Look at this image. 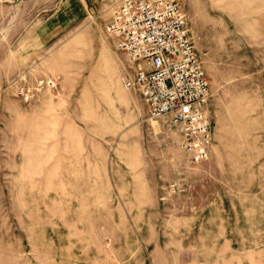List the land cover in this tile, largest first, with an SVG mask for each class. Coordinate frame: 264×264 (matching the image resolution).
<instances>
[{
    "label": "rangeland",
    "instance_id": "obj_1",
    "mask_svg": "<svg viewBox=\"0 0 264 264\" xmlns=\"http://www.w3.org/2000/svg\"><path fill=\"white\" fill-rule=\"evenodd\" d=\"M59 1L0 0V264H264V0H180L211 94L195 165L103 16L38 46Z\"/></svg>",
    "mask_w": 264,
    "mask_h": 264
},
{
    "label": "built area",
    "instance_id": "obj_2",
    "mask_svg": "<svg viewBox=\"0 0 264 264\" xmlns=\"http://www.w3.org/2000/svg\"><path fill=\"white\" fill-rule=\"evenodd\" d=\"M128 63L123 86L138 94L148 118L175 128L189 164L208 160L212 145L209 83L180 0H112L95 21ZM55 79L37 83L54 88Z\"/></svg>",
    "mask_w": 264,
    "mask_h": 264
},
{
    "label": "crops",
    "instance_id": "obj_3",
    "mask_svg": "<svg viewBox=\"0 0 264 264\" xmlns=\"http://www.w3.org/2000/svg\"><path fill=\"white\" fill-rule=\"evenodd\" d=\"M111 1L60 0L54 10L38 22L34 32V41L38 46L43 47L56 34L76 27L87 19L97 18Z\"/></svg>",
    "mask_w": 264,
    "mask_h": 264
}]
</instances>
